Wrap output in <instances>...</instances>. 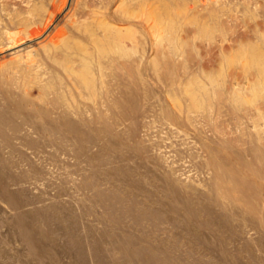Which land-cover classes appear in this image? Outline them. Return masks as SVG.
Returning a JSON list of instances; mask_svg holds the SVG:
<instances>
[{"label":"rangeland","instance_id":"obj_1","mask_svg":"<svg viewBox=\"0 0 264 264\" xmlns=\"http://www.w3.org/2000/svg\"><path fill=\"white\" fill-rule=\"evenodd\" d=\"M87 25L135 84L125 116L78 89L67 116L23 95L65 45L94 46ZM261 68L264 0H0V264H264ZM215 166L248 194L229 197Z\"/></svg>","mask_w":264,"mask_h":264},{"label":"bare ground","instance_id":"obj_2","mask_svg":"<svg viewBox=\"0 0 264 264\" xmlns=\"http://www.w3.org/2000/svg\"><path fill=\"white\" fill-rule=\"evenodd\" d=\"M37 9L39 8L35 7L34 9L32 10L30 9V10L31 12H34ZM100 25L107 26L102 21H100ZM86 27L87 30L89 31L88 32L89 39L93 42L94 46H89L85 48V47L74 46L71 44L65 45V48L63 49L64 58L62 61L57 62V66H56V68L58 69L60 68V70L63 71L62 73L64 75H61L62 73L60 74L59 70L55 69L56 71L52 70V72L49 73L50 74L49 76L51 77L49 81H46L45 83L39 81L41 86L39 85L38 82H36V85L33 86L30 80L28 81L29 83L24 82L26 83V85L22 83V87L24 84L23 87L24 90L22 91H24L25 93V94L23 93V95L32 96L35 88L36 89L41 88L42 91H44L43 94H41L42 95L41 99H43V101H47L49 95L51 93L52 95L54 94L55 95V100H53L55 104L54 106H56V109L57 107L61 108L62 115L64 116H67L69 113H72L74 111L75 112L80 111V108L82 107V103L80 102V100H78L79 98L78 96H80V98H83V96H87L91 100L90 105L87 107L89 109L98 110L102 112H110L113 114H118L119 116L124 114L126 115L130 113L131 112L130 110L135 106L136 93H137L135 89V84L129 81L125 82L122 73L123 65L119 63L120 62L119 56L113 55L109 57L107 52H105L104 48H100L101 46L100 43L102 39H107V36L104 35L103 37L100 34L98 35L96 30H93L94 28L90 25H87ZM103 30L105 31L107 29L104 28ZM47 32L48 30H46L42 34V37L41 36L40 37L44 38ZM91 41H89L88 43H91ZM118 48L120 50V47ZM73 55L76 57H72ZM107 57L108 60L104 59ZM252 57L258 63H260V59H263V56L259 55L258 53H254ZM93 58L96 59V63L93 62ZM261 69L262 71H259L260 75L264 76V68ZM51 80H53V83L51 82ZM65 80H68L71 84L69 85L68 83H64ZM175 84L176 83L173 80L170 81V88L168 87V91H169L168 93L170 97H172V100L178 107L179 111L185 112V109L180 107V105L178 104L179 103L178 100L180 99L181 95L177 98L176 95L177 92L175 90L176 85L179 86L181 84H176V85ZM180 88L181 91L179 92H181V94L183 95V97L186 98V100L190 101V104L187 105L188 106L187 109L189 113L190 112L194 113L193 114L194 116L191 117H199L201 114L200 112L205 111L207 108L205 101L201 100L202 102L201 101L199 102L198 98L192 95L193 93L186 92L183 86ZM75 89L79 90V92L77 91L78 96L76 95L77 93L76 94L74 93L76 92ZM53 90L55 92H53ZM63 119L64 120L61 121L62 124H64L67 127H70L71 123L66 119V117H64ZM38 122L39 121L35 123L36 127L38 126L37 124H39ZM86 123L89 124L90 122L89 123L82 122L80 125ZM33 126L35 127V125ZM72 126H74L73 123ZM19 130L20 129H18V131ZM23 133H25V135L27 133L26 136H28L29 134L28 132H23ZM212 165L214 166V164ZM215 169L217 171L218 176L224 177L229 175L228 177H226L228 179L226 181V185H223V188H225V191L229 197H231L232 199H236L240 197H245L248 194L249 185L245 181H243V179H241L240 177L235 178V176L229 170H222L220 168H217L216 166ZM239 201L248 202V200H239ZM9 202L11 201L9 200ZM19 205L20 204H18V206Z\"/></svg>","mask_w":264,"mask_h":264}]
</instances>
